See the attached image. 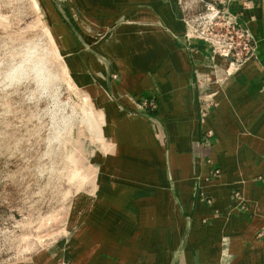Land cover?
Instances as JSON below:
<instances>
[{
	"label": "crops",
	"instance_id": "crops-1",
	"mask_svg": "<svg viewBox=\"0 0 264 264\" xmlns=\"http://www.w3.org/2000/svg\"><path fill=\"white\" fill-rule=\"evenodd\" d=\"M47 1L73 71L107 95L75 81L118 164L92 187L104 213L19 264H264V0H221L255 39L238 67L183 37L202 0Z\"/></svg>",
	"mask_w": 264,
	"mask_h": 264
},
{
	"label": "rangeland",
	"instance_id": "rangeland-1",
	"mask_svg": "<svg viewBox=\"0 0 264 264\" xmlns=\"http://www.w3.org/2000/svg\"><path fill=\"white\" fill-rule=\"evenodd\" d=\"M43 1L0 0V264L61 244L90 209L103 214L104 207H93L92 187L100 172L118 164L104 153L110 150L102 147L103 116L92 103L99 107L107 95L94 74L73 71ZM49 1L56 9L58 2ZM74 168L78 176L70 179Z\"/></svg>",
	"mask_w": 264,
	"mask_h": 264
},
{
	"label": "built area",
	"instance_id": "built-area-1",
	"mask_svg": "<svg viewBox=\"0 0 264 264\" xmlns=\"http://www.w3.org/2000/svg\"><path fill=\"white\" fill-rule=\"evenodd\" d=\"M202 1L201 11L182 18L186 40H201L207 44L211 55L228 59L235 67L255 58L254 37L246 27L238 24L226 5L221 0Z\"/></svg>",
	"mask_w": 264,
	"mask_h": 264
},
{
	"label": "bare ground",
	"instance_id": "bare-ground-1",
	"mask_svg": "<svg viewBox=\"0 0 264 264\" xmlns=\"http://www.w3.org/2000/svg\"><path fill=\"white\" fill-rule=\"evenodd\" d=\"M34 6V5H33ZM62 67V66H61ZM63 75H67L68 74V72H67V69L64 67L63 68ZM64 77V76H63ZM68 80H67V82H68V84L69 85H71V87L73 88V89H75V84H74V82L70 79V77L69 78H67ZM97 124V123H96ZM105 145V144H104ZM109 146V145H108ZM78 173H79V169L78 168H74L71 172H70V179L71 178H74L75 176H78Z\"/></svg>",
	"mask_w": 264,
	"mask_h": 264
}]
</instances>
